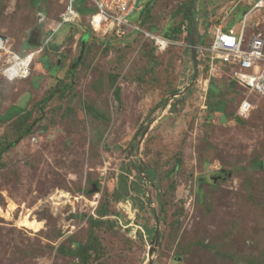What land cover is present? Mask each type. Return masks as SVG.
I'll return each instance as SVG.
<instances>
[{
  "label": "rangeland",
  "instance_id": "rangeland-1",
  "mask_svg": "<svg viewBox=\"0 0 264 264\" xmlns=\"http://www.w3.org/2000/svg\"><path fill=\"white\" fill-rule=\"evenodd\" d=\"M189 1L150 0L140 26L175 42L160 52L141 33L101 34L88 13L57 27L69 0H0L6 47L36 51L26 78L0 76V147L15 140L0 158V264H80L72 250L93 234L85 264H148L156 226L151 264H264V100L209 75L200 51L195 72ZM253 1L197 0L194 15L223 6L239 26ZM250 23L264 30V6Z\"/></svg>",
  "mask_w": 264,
  "mask_h": 264
},
{
  "label": "built area",
  "instance_id": "built-area-1",
  "mask_svg": "<svg viewBox=\"0 0 264 264\" xmlns=\"http://www.w3.org/2000/svg\"><path fill=\"white\" fill-rule=\"evenodd\" d=\"M89 1L95 11L88 16V23L101 34L122 36L133 32L141 33L160 52L175 44L162 35L145 30L138 20L130 21V15L141 8L137 0ZM263 6L264 0H254L251 7L243 11L237 31L232 28L224 29L221 22L216 24L212 29L211 41L202 45L199 51L206 60L209 75H218L221 68L227 70L230 77L248 94L257 95L264 100V30H254L250 23L254 9ZM224 15H228V12ZM79 17L80 13L73 6V0H69L64 11L60 13L57 27L75 22ZM200 33L209 34L210 31L201 30ZM35 52L32 50L21 55L10 51L6 47L5 37H0V53L8 54L6 58L0 56V61L3 60L0 64V76L9 81L26 78L30 74V63ZM250 106L249 99L244 98L238 106V113L246 112ZM136 230L134 235L140 232Z\"/></svg>",
  "mask_w": 264,
  "mask_h": 264
},
{
  "label": "trees",
  "instance_id": "trees-1",
  "mask_svg": "<svg viewBox=\"0 0 264 264\" xmlns=\"http://www.w3.org/2000/svg\"><path fill=\"white\" fill-rule=\"evenodd\" d=\"M192 1V0H191ZM85 2V0H73V6L76 8L77 11H79L80 15L82 14H87L88 13V16L93 13L95 11L94 7H86L83 3ZM190 4L191 2L189 1V4L188 6L186 7V10L184 12V15H185V20H187V34L189 36V27H190V24H191V21L193 18H196V16L194 15V12L195 10H193V12L191 13L190 11ZM149 10H150V0H147L141 7L140 9V19H137L139 24L143 23L144 22V18L148 16V13H149ZM141 22V23H140ZM67 24H70V23H67ZM89 24V23H88ZM63 25H66V24H63ZM90 26V25H89ZM91 28V27H90ZM179 28H176L175 31H177ZM201 35V34H200ZM82 41H85L86 39V34H83V36L81 37ZM149 42V41H148ZM150 43V42H149ZM152 45V43H150ZM205 43L201 42V45H204ZM36 46V45H35ZM153 46V45H152ZM166 51V50H165ZM77 61V62H76ZM75 63L77 64L78 63V60L76 59L75 60ZM74 63V64H75ZM72 68V67H71ZM222 69V68H221ZM224 70V69H223ZM225 71V70H224ZM69 74L71 75L72 74V69H70L69 71ZM227 76L229 77L230 80H232V83H236L237 85H239L237 83V81L235 79H232L229 75V72H226ZM240 86V85H239ZM241 87V86H240ZM43 102V100H42ZM164 104L165 105V100H160L158 101L157 104ZM14 110V108L12 109V111ZM9 114L11 112H8ZM30 130V127L26 128L24 131H22L21 134H24V133H27L29 132ZM14 142L15 140L13 141H10L8 142L7 144L3 145L0 147V158H1V154L6 151V149L12 145H14ZM258 167L260 168H264V161H257L255 163ZM139 167H141L139 165ZM137 167V165H135V167L133 168L131 166V164L129 165V169H135V172L137 173V177L140 178V180L142 179H146L148 181H151L152 179V176L154 175V171L152 169H149L148 167H141L139 168ZM142 173H144V176H142ZM119 184V183H118ZM120 184L121 186H123L124 188L127 187V182H126V176L123 175V174H120ZM132 188L136 191V192H141V187L138 185V183H135L134 181V184L132 186ZM125 197V196H124ZM127 197H125L126 199ZM132 200V199H130ZM133 201V200H132ZM101 214L105 213V209H102L100 207V209L98 210ZM152 212H153V209H152ZM155 214V213H154ZM98 222L96 220H93L91 221V225H96ZM139 234H141L139 232ZM99 247L100 245H98V239L96 237V235H92L90 240L86 243H80V242H76V245L75 247L73 248L72 250V254H75L78 258H79V263L80 264H85L87 263L89 260H90V257H91V254H94V253H98L99 251Z\"/></svg>",
  "mask_w": 264,
  "mask_h": 264
},
{
  "label": "water",
  "instance_id": "water-1",
  "mask_svg": "<svg viewBox=\"0 0 264 264\" xmlns=\"http://www.w3.org/2000/svg\"><path fill=\"white\" fill-rule=\"evenodd\" d=\"M197 0H192L190 4V11L191 13L194 10V6ZM0 37L3 39L4 36L0 34ZM188 46L190 47V57L195 69V72H197V65H198V53L201 47V41H200V32L198 28V21L196 18H193L189 27V38H188ZM74 66V65H73ZM149 125H147L146 128H148ZM133 146L131 145L130 148ZM129 153V151H128ZM131 166L134 168L135 164H131ZM141 168V167H139ZM155 215V214H154ZM156 217V215H155ZM157 221V217H156ZM159 239V228L156 226L153 230L152 237L150 238V244H149V249H148V264L152 263V253L155 251L157 243Z\"/></svg>",
  "mask_w": 264,
  "mask_h": 264
},
{
  "label": "crops",
  "instance_id": "crops-1",
  "mask_svg": "<svg viewBox=\"0 0 264 264\" xmlns=\"http://www.w3.org/2000/svg\"><path fill=\"white\" fill-rule=\"evenodd\" d=\"M215 7L214 6H206L205 7V11H206V17L205 18H202V17H197L196 16V19L198 21V25H199V30H212L213 27L218 24L219 22H221V25L224 29H227V28H232L234 29L235 31L238 30V26L231 23V20L229 17V14L228 15H224L226 14L227 10L224 9L223 6L221 7H217L216 9H214ZM198 9V7H197ZM204 25V28H203V25Z\"/></svg>",
  "mask_w": 264,
  "mask_h": 264
},
{
  "label": "flooded vegetation",
  "instance_id": "flooded-vegetation-1",
  "mask_svg": "<svg viewBox=\"0 0 264 264\" xmlns=\"http://www.w3.org/2000/svg\"><path fill=\"white\" fill-rule=\"evenodd\" d=\"M137 167H139V165H137ZM219 176V175H218Z\"/></svg>",
  "mask_w": 264,
  "mask_h": 264
},
{
  "label": "clouds",
  "instance_id": "clouds-1",
  "mask_svg": "<svg viewBox=\"0 0 264 264\" xmlns=\"http://www.w3.org/2000/svg\"><path fill=\"white\" fill-rule=\"evenodd\" d=\"M200 32V31H199ZM201 34V33H200ZM202 35V34H201ZM9 81V80H8Z\"/></svg>",
  "mask_w": 264,
  "mask_h": 264
}]
</instances>
